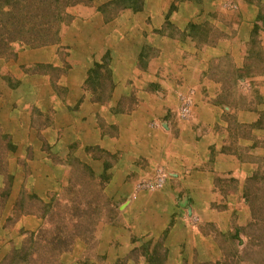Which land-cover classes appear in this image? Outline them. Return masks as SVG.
Wrapping results in <instances>:
<instances>
[{
    "label": "crops",
    "instance_id": "crops-1",
    "mask_svg": "<svg viewBox=\"0 0 264 264\" xmlns=\"http://www.w3.org/2000/svg\"><path fill=\"white\" fill-rule=\"evenodd\" d=\"M230 1L237 11L224 7ZM250 7L242 0H166L164 9L154 6V16L125 11L123 29L98 15L96 26L74 23L57 43L21 45L10 59L0 58V117L10 116L13 143L28 147L33 178L41 174L32 166L51 165L42 146L75 143L84 161L106 170L105 192L121 209L120 220L106 225L110 262L134 249L142 250L139 264L215 262L223 257L221 237L247 223L244 181L264 161V73L235 79L236 93L247 94V101L228 97L225 76H238L245 34L223 21L236 18L240 25L231 26L242 32L258 17ZM164 11L171 26L163 25ZM148 17L150 25L136 26ZM204 21L221 23L227 37L193 36ZM146 47L154 57L148 55L141 70ZM105 56L107 93L89 86ZM187 98L190 113L181 119L179 105ZM158 167L168 173L164 185L139 188Z\"/></svg>",
    "mask_w": 264,
    "mask_h": 264
},
{
    "label": "rangeland",
    "instance_id": "rangeland-1",
    "mask_svg": "<svg viewBox=\"0 0 264 264\" xmlns=\"http://www.w3.org/2000/svg\"><path fill=\"white\" fill-rule=\"evenodd\" d=\"M157 1L0 0V58L10 59L17 47L27 45L21 40H5L16 33L12 31L15 18L28 19L26 28L33 32L41 29L43 25L40 22L49 17L56 27V30L53 27L51 35L45 37L50 40L47 44H50L59 42L65 30L74 23L79 25L84 21L89 25L95 23L96 26L98 19L94 17L98 15L104 23L115 20L114 23L120 28L128 26L127 17L122 15L125 11L135 13L143 10L148 11L149 16H154L155 13L151 10L156 4L158 8L164 9L166 0ZM242 2L257 9L258 17L251 23L246 22L248 27L242 32L231 26L240 25L241 21L236 18H226L222 22L224 27L230 25L229 28L234 29L231 32L245 34L242 39L245 52L241 56L242 67L238 76H225L228 77L225 83L228 97L234 100L237 96L239 102L247 101L250 97L245 93H236L235 79L238 81L241 77L264 73V0ZM224 7L237 11L239 6L230 1ZM201 12L202 10L199 14ZM143 23L150 25L151 18L137 21L136 26ZM163 25H172L168 17ZM220 26L221 23L217 25L208 21L200 22L193 27V36L202 41L227 37L226 30L218 29ZM22 33L20 35H23V39L29 37V34ZM144 52L146 54L138 59V68L141 70L149 62L146 60L150 59L147 56L154 57L151 48L146 47ZM107 64L108 59L105 56L98 77H93L89 83L91 89L101 86L104 93L109 90L107 77L111 70L109 72ZM126 83L127 87L134 88L133 80L128 79ZM149 84L162 90L159 84ZM151 85L149 87L153 88ZM244 85L246 89L247 81H244ZM55 91L57 94L63 93L59 85ZM129 99L127 97L125 101H133ZM0 108L3 106L0 105ZM11 109H16V104ZM5 115L8 121L0 117V264H131L133 261L139 264L138 253L142 251L140 249H134L128 256H118L112 262L109 261L110 251L105 241L106 225L120 220L121 209H117V203L105 192L108 175L102 165L84 161L83 155L77 154L79 149L75 143L63 149H56L54 145L42 146L40 151L51 153V165L47 168L42 162H38L36 166H32L35 173L41 174V179L33 178L30 174L33 161L28 156V147L14 144V130L10 124L12 121L10 116ZM260 165L262 167L256 176L245 180L243 185L242 196L248 207L247 213L249 212L247 223L234 227L227 236L221 237L218 244L223 257L204 264H264V161ZM231 218H235V215ZM154 243L151 244L156 246L157 243ZM160 250L154 251L159 255L162 253ZM157 258L159 263L162 258Z\"/></svg>",
    "mask_w": 264,
    "mask_h": 264
},
{
    "label": "trees",
    "instance_id": "trees-1",
    "mask_svg": "<svg viewBox=\"0 0 264 264\" xmlns=\"http://www.w3.org/2000/svg\"><path fill=\"white\" fill-rule=\"evenodd\" d=\"M44 20L45 21L40 22V24L43 25L42 28L32 32L29 29L27 30L26 28L27 23L29 22L28 19L15 18L14 19L15 27L12 29V31H15L16 33L12 35L13 37L5 40H7L8 42L12 40H16V41L21 40L23 43L29 46H40L47 44L48 42H50V40L46 39L45 37H48L49 35L52 34V30L55 24L49 17L44 18ZM55 28L56 27H54V30H56ZM19 32L21 34H23L22 32H25V34H29L28 35L29 37L23 39L21 37L23 35H20Z\"/></svg>",
    "mask_w": 264,
    "mask_h": 264
},
{
    "label": "built area",
    "instance_id": "built-area-1",
    "mask_svg": "<svg viewBox=\"0 0 264 264\" xmlns=\"http://www.w3.org/2000/svg\"><path fill=\"white\" fill-rule=\"evenodd\" d=\"M190 101L189 99H183L181 101V104L179 105V116L181 119H186L190 113ZM168 173L163 167H158L155 171V174L152 178L149 180L141 181L138 184L139 188L147 189V190H156L160 189L166 179H167Z\"/></svg>",
    "mask_w": 264,
    "mask_h": 264
}]
</instances>
